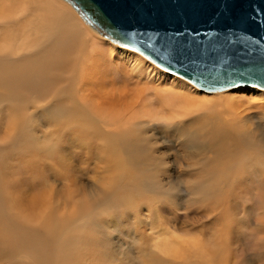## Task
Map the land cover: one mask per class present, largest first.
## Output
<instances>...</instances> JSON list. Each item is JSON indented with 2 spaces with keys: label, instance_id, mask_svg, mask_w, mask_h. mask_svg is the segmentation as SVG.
Wrapping results in <instances>:
<instances>
[{
  "label": "bare ground",
  "instance_id": "bare-ground-1",
  "mask_svg": "<svg viewBox=\"0 0 264 264\" xmlns=\"http://www.w3.org/2000/svg\"><path fill=\"white\" fill-rule=\"evenodd\" d=\"M0 11L4 14V21L0 23V104L7 106L2 110L8 111V122H2L6 133L0 132L1 136L5 133L0 138V148L14 146L15 152L18 149L27 150L28 153L36 151L38 141L30 132L23 131L29 127L26 120L32 119L25 111L32 108L42 112L47 122L52 124L51 131L57 136L61 133L72 135L80 132L86 125L89 127L91 122H99L101 133L107 138L100 146L101 150L109 149L115 153L131 150L137 153L140 140L136 137V130L141 131L139 127L142 125L149 126L152 123L149 117L161 109L166 114L175 113L181 119L169 124L172 128H184L186 125L195 127L191 132L195 133H190L185 142L191 152L186 155L189 157L184 165L188 169L205 171L206 190H201L202 195L206 197V201L211 198L219 202L217 208L210 209L211 216L228 215L230 219L224 225L222 236L230 234L236 221L234 216H230L235 211L232 200L243 194L249 185L264 181V155L253 150L260 146L254 129L264 126V105L260 106L263 112L256 117L251 112L254 107L246 99H239L234 96L237 94L228 93H245L247 90L263 92L264 89L236 86L206 92L180 76L171 74L170 77L174 76L172 85L177 87L180 82L175 79L181 78L198 92L193 93L191 90L192 95H188V88L187 91H181L182 88L179 90L170 87L164 92L166 97H162L163 102L160 100L161 104H158L155 97H152V89L148 95H144L146 92L140 94L137 103V94L132 96L129 93L132 86L129 87L124 81L130 70L128 65L141 67L140 58L144 57L158 66L138 51L120 47V44L90 27L66 1L0 0ZM119 55H124V60L128 62L126 66L123 64L125 62L120 64ZM52 91L54 95L48 97V93ZM169 97L175 100L168 101L171 99ZM51 107H54V111ZM254 118H259L260 123L255 122ZM65 127L67 130L63 133ZM41 145L43 144H39L40 147ZM50 148L47 147L43 154H52ZM52 159L51 155L50 160ZM127 160L131 166L138 165L139 162L136 155ZM59 162H64L62 155L56 160L57 166ZM113 162L118 164L117 157ZM43 165L41 164L42 167ZM65 166L66 164H61V168H66ZM47 167L48 170L52 169L50 162ZM53 174L56 175V172ZM240 177L248 182L239 185ZM6 181L7 179L0 180V232L7 234L0 238V252L8 251L10 256L19 254L17 259L21 264H82L77 263V258L83 255L81 249L84 242L80 243L75 236L76 231L69 230L68 227L72 221L91 211L92 202H98L97 193L94 197L92 193H83L80 199L75 198L73 201L74 196H71L68 199L71 202L69 206L52 196L51 192L56 188L50 189L48 194L44 187L38 189L28 182L18 189L10 186L11 181ZM131 181L122 177L119 182L129 185ZM140 182L143 181L140 179ZM237 186L242 188L235 194ZM255 189L256 187L252 190ZM59 191L54 192L63 194L64 191L66 194V190ZM262 191L264 192V185ZM206 192L211 193L206 195ZM205 200L201 199L204 206L213 204L212 200L209 203ZM255 211L257 216L253 226L260 233L256 237V243L264 249V240L259 239L264 236V223L261 222L264 221V201L260 202ZM222 221L226 219L223 217ZM230 223L232 224L229 225ZM35 229H39L40 234ZM46 240L56 242L52 245L54 250Z\"/></svg>",
  "mask_w": 264,
  "mask_h": 264
},
{
  "label": "rangeland",
  "instance_id": "rangeland-1",
  "mask_svg": "<svg viewBox=\"0 0 264 264\" xmlns=\"http://www.w3.org/2000/svg\"><path fill=\"white\" fill-rule=\"evenodd\" d=\"M119 58L121 59L120 64L125 62L123 64L126 66L128 62L124 60V55H119ZM142 58H140L142 60L141 67L128 65L130 70L126 74V80H124L126 85L134 87V89L130 87L129 91L132 96L136 94L134 90L138 87L146 89L149 87L148 90L150 91L143 94L148 95L154 89V91L152 90V97H155L156 103L161 104L162 97H166L164 92L170 87L179 90L182 88L181 91L184 89L187 91L186 88H188V95H192L191 90L193 93L198 92L181 78L175 79V81L180 82L175 83L178 85L177 87L172 85L174 76L170 77L172 75L164 74L161 69L144 57ZM131 72L134 73L131 74ZM228 94H237L234 96L239 99H246L254 107L251 112L255 113L256 117H258V113L263 112V108L260 106L264 105V96H260V94H264V91L249 92L247 90L245 93L240 91ZM48 95V97H52L54 92H49ZM169 98L171 99L168 101L175 100L173 97ZM57 101L58 99H56ZM161 101L163 102V100ZM6 107L4 104H0L1 125L2 122H8V111L2 110ZM51 109L54 111V107ZM25 114L32 119L26 120L27 124L29 122L27 126L30 128H24L23 131L30 132L38 141L37 146H35L36 151L32 150L28 153L27 150L20 149L21 153L19 149L15 152L14 146L1 147L0 180L7 179L6 182L11 181L10 186L18 187V189L25 182H28L32 187L36 186L38 189L44 187L45 190H48V194L52 188H56L57 191L60 190L59 192L66 190V194L64 191L63 194H55L54 189L51 193L62 204L69 206L71 202L68 199L71 196H74L73 201L75 198L80 199L83 193H92L93 197L97 193L98 202H92L91 211L72 221L68 227L69 230L76 231L75 236L79 242H84L81 249L83 255L77 258V263L264 264V249L256 243V237L260 236V233L253 226L257 216L255 209L259 207L261 201H264V192L262 191L264 181L258 182L255 184L256 186L249 185L246 193L244 192L232 200L235 211L230 216H234L236 221L229 232L230 234L222 236L225 230L224 225L228 224L230 218L224 214L218 215V217L211 216L210 209L217 208L219 202L211 198L206 201V197L202 195L203 191L201 190H206L204 185L206 181L204 178L205 171L200 172L198 168L196 170L188 169L184 165L189 157L186 155L191 152L185 142L195 127H187L186 125L184 128H172L171 125L158 126L152 123L149 126L146 125L147 127L142 125L139 127L141 131L136 130V134L139 136L136 137L140 140L137 144L139 151L137 150V153L132 150L115 153L109 149L107 151L101 150L100 146L107 138L101 133L97 121L91 122L89 127L86 125L80 132L72 135L65 133L67 130L65 127L62 130L65 134L61 133L62 136L61 134L57 136L51 131L53 130L52 124L47 122L40 110L32 108L25 111ZM253 120L260 123L259 118ZM1 131L6 133L3 125L0 127ZM138 132L142 135L140 136ZM254 132L260 146L259 149L253 148V150L264 155V126L255 127ZM5 133L3 134L5 135ZM41 143L43 145L40 147L39 144ZM47 147L48 149L51 147L52 154H43ZM40 150L43 152L40 153ZM51 155L52 160H50ZM59 155L64 157V162H59L60 168L56 165ZM129 155H136L137 162L139 161L138 165L131 166L128 163ZM20 156L25 158H20ZM116 157L119 160L118 164L113 162ZM43 161L45 162L44 165ZM48 162L51 163V170L46 169ZM61 164H66V168H63L64 166L61 168ZM54 172L56 175L53 174ZM122 177L128 181L132 180L131 184L119 182ZM139 177L143 182H140ZM238 182L239 185H243L248 181H244L240 177ZM254 187L256 189L253 191ZM236 188L235 194L242 186ZM209 193L211 192H206V195ZM250 194L253 196L251 197ZM201 199L207 203L212 200L213 204H205L204 206ZM223 217L226 221H222ZM35 231L40 234L39 229H35ZM172 231L185 235L188 239L183 245L168 242ZM5 235H7L6 232L3 234L0 232L1 239ZM221 237L223 239H220ZM161 241L168 242L166 246L176 250L173 261L165 260L153 253V248L160 246ZM46 243L54 250L52 245L56 242L46 240ZM18 256L19 254L10 256L8 251L0 252V263L21 264L17 259Z\"/></svg>",
  "mask_w": 264,
  "mask_h": 264
},
{
  "label": "water",
  "instance_id": "water-1",
  "mask_svg": "<svg viewBox=\"0 0 264 264\" xmlns=\"http://www.w3.org/2000/svg\"><path fill=\"white\" fill-rule=\"evenodd\" d=\"M64 1L70 4L86 24L112 41L121 33L159 31L161 38L157 44L163 41L165 33L168 36L181 33L179 39L193 47L197 44L200 47H209L212 43L223 45L220 54L231 56L233 65L217 67L205 74L211 75L213 79L196 80L190 70H172V74L200 90L214 92L236 86L264 89V0ZM229 37L232 44H228ZM139 39L146 40L147 37L140 35L137 37ZM129 48L138 51L158 67H164L143 44L133 41ZM249 64L255 67H240ZM223 73H227L228 79H223Z\"/></svg>",
  "mask_w": 264,
  "mask_h": 264
},
{
  "label": "snow or ice",
  "instance_id": "snow-or-ice-1",
  "mask_svg": "<svg viewBox=\"0 0 264 264\" xmlns=\"http://www.w3.org/2000/svg\"><path fill=\"white\" fill-rule=\"evenodd\" d=\"M3 21L4 14L0 11V23H3ZM140 35L146 36L147 39L137 40V37ZM180 35L181 33H175L172 36H168L165 33L163 41L157 44V40L161 38L159 31L143 34L137 32L121 33L116 36L113 42L124 41V43H120V47L123 48H129L133 41L143 44L149 50L150 54L164 65L162 71L168 75L172 74V70L184 69L186 72L190 70L196 80L201 78L213 79L211 75L205 74L211 73L217 67H231L233 65L231 56L220 54V49L223 45L212 43L209 47H200L198 44L193 47L190 43L179 39ZM193 40H195V37H193ZM241 42L243 43V40ZM228 44H232L230 37L228 38ZM240 67L248 68L255 66L249 64ZM225 78L228 79L227 73H223V79ZM215 80H219V78Z\"/></svg>",
  "mask_w": 264,
  "mask_h": 264
},
{
  "label": "clouds",
  "instance_id": "clouds-1",
  "mask_svg": "<svg viewBox=\"0 0 264 264\" xmlns=\"http://www.w3.org/2000/svg\"><path fill=\"white\" fill-rule=\"evenodd\" d=\"M137 94V100L136 102H139V95L143 94L148 91V89L143 87H138L136 90ZM152 120V123L158 126L163 125H169L172 124L174 121H178L181 119L180 116L176 115L175 113L166 114L163 109L159 110L157 113H155L153 116L149 117ZM264 223V221H261ZM188 239L185 235H181L180 233L176 231H172L169 235L168 242H176L179 245H183L185 241ZM260 240H264V236H261L259 238ZM161 241L160 246H156L153 248V253L159 257H162L165 260L173 261L175 259V249L169 248L166 246V243Z\"/></svg>",
  "mask_w": 264,
  "mask_h": 264
}]
</instances>
